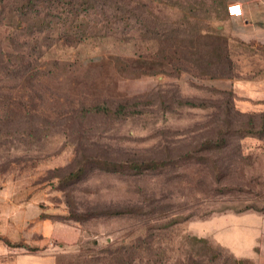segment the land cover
Returning a JSON list of instances; mask_svg holds the SVG:
<instances>
[{"label": "rangeland", "instance_id": "obj_1", "mask_svg": "<svg viewBox=\"0 0 264 264\" xmlns=\"http://www.w3.org/2000/svg\"><path fill=\"white\" fill-rule=\"evenodd\" d=\"M245 212L264 0H0V264H254L208 223Z\"/></svg>", "mask_w": 264, "mask_h": 264}, {"label": "crops", "instance_id": "obj_2", "mask_svg": "<svg viewBox=\"0 0 264 264\" xmlns=\"http://www.w3.org/2000/svg\"><path fill=\"white\" fill-rule=\"evenodd\" d=\"M211 235L238 259L264 264V213H230L208 220Z\"/></svg>", "mask_w": 264, "mask_h": 264}, {"label": "trees", "instance_id": "obj_3", "mask_svg": "<svg viewBox=\"0 0 264 264\" xmlns=\"http://www.w3.org/2000/svg\"><path fill=\"white\" fill-rule=\"evenodd\" d=\"M72 3H73V5H76L77 4V0H21V8L22 7H27V6H30V5H33V4H40V5L46 4L47 7H51L52 6V7H54L56 9V7H58L59 5H63V6H65L66 4L72 5ZM209 37H211V36H209ZM212 43H213V40H212ZM188 104L191 105V106L195 105L193 102H188ZM91 109L95 110V111H106V107L100 106V105H96V106H94ZM114 112H123V106L122 105H118L115 108ZM246 132L247 133H254L255 131L250 129V130H246ZM119 212H123V211L119 210V211H116L115 213H119ZM188 239H189L188 240L189 241L188 244H190L192 246L196 242H199V241L206 242L205 239L197 238L196 236L188 237ZM139 241L147 242V240L145 238H140ZM141 245L139 246L140 249L142 248V250L145 249V251H149L150 246H148V245L147 246H141ZM218 245H220V244H218ZM188 259H189L190 263H192V264L196 263L197 264L196 258H194L192 255L188 256ZM236 259H238V258H236ZM244 259H246V258H244ZM120 264H128V262H126V260H124Z\"/></svg>", "mask_w": 264, "mask_h": 264}, {"label": "built area", "instance_id": "obj_4", "mask_svg": "<svg viewBox=\"0 0 264 264\" xmlns=\"http://www.w3.org/2000/svg\"><path fill=\"white\" fill-rule=\"evenodd\" d=\"M228 14L230 16H239L242 14L241 6L239 3H232L228 5Z\"/></svg>", "mask_w": 264, "mask_h": 264}]
</instances>
